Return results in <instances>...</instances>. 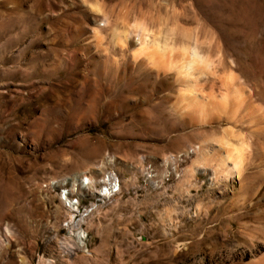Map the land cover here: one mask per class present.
<instances>
[{
	"label": "rangeland",
	"instance_id": "1",
	"mask_svg": "<svg viewBox=\"0 0 264 264\" xmlns=\"http://www.w3.org/2000/svg\"><path fill=\"white\" fill-rule=\"evenodd\" d=\"M263 255L264 0H0V264Z\"/></svg>",
	"mask_w": 264,
	"mask_h": 264
},
{
	"label": "bare ground",
	"instance_id": "2",
	"mask_svg": "<svg viewBox=\"0 0 264 264\" xmlns=\"http://www.w3.org/2000/svg\"><path fill=\"white\" fill-rule=\"evenodd\" d=\"M147 39L144 38V41L141 45L142 49L148 48ZM195 52V51H194ZM193 52V53H194ZM189 63L185 65V68L191 67L196 63H201V59L197 54L191 56ZM186 68V69H187ZM245 151L244 147H239L234 150V154L226 155L225 157L217 160L215 162L216 170L212 172V178L214 183H218L220 179L226 178L227 176H236L239 180L242 179L243 173L247 166V160L244 159L243 152ZM204 173H209V169L205 168ZM236 264H244L243 261H239ZM247 264H264V255L256 261L249 262Z\"/></svg>",
	"mask_w": 264,
	"mask_h": 264
}]
</instances>
